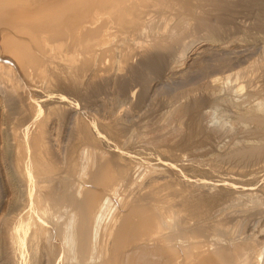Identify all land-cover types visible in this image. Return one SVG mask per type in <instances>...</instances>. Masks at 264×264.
<instances>
[{
	"label": "rangeland",
	"instance_id": "rangeland-1",
	"mask_svg": "<svg viewBox=\"0 0 264 264\" xmlns=\"http://www.w3.org/2000/svg\"><path fill=\"white\" fill-rule=\"evenodd\" d=\"M148 1L141 0L145 14L139 24L128 30L117 25V41L124 43L125 50L126 42L132 47L124 57L120 46L100 55L97 50L89 61L79 59L84 55L78 52V64L51 57L45 61L49 77L44 80L31 69L24 75L14 58V65L8 64L0 45V264L79 262L78 246L71 239L76 215L68 205L70 189L62 192L64 185L74 192L72 203L80 202V189L85 186L104 193L100 203L105 205L96 204L89 211L94 215L87 216L89 233L93 230L95 235L88 234L92 235L87 240L88 263L81 264H101L110 257V264H117L112 258L115 250L127 255L135 237L142 239L133 244L144 240L142 235L132 240L126 234L124 239L116 235L124 241L123 246L116 245L115 231L120 226L116 219L126 214L150 216L152 211L144 202L149 203V193L157 187L174 198L161 202H170L162 214L166 217L170 207L181 212L178 227L168 229L173 233L165 230L177 234L171 240L176 241L175 249L183 245L184 252L195 234L202 239L199 250L203 245V250L213 249V253L219 246L231 250L240 246L251 257L254 254L249 259L241 255V264H264V0ZM27 73L38 79L31 82ZM25 109L27 113L22 114ZM11 125H17L15 131ZM15 132H20L18 139ZM17 146L23 150L17 158L23 169L15 161ZM41 156L58 164L50 173L40 170L48 177L35 170V158L41 160ZM104 164L120 170L114 193L86 178L90 170L99 171ZM39 173L53 177L51 182ZM50 186L68 195L61 199L64 206L51 200L49 204L46 194L41 195ZM121 193L129 195L130 201ZM113 221L112 236L107 229ZM125 248L129 252L124 253ZM122 256L118 264H126Z\"/></svg>",
	"mask_w": 264,
	"mask_h": 264
},
{
	"label": "bare ground",
	"instance_id": "bare-ground-1",
	"mask_svg": "<svg viewBox=\"0 0 264 264\" xmlns=\"http://www.w3.org/2000/svg\"><path fill=\"white\" fill-rule=\"evenodd\" d=\"M146 1H148V0H146ZM154 1L155 0H151V2H154ZM148 2H150V0ZM156 3H158V2H156ZM141 4H142L141 0H0V45L4 48V51L6 52V56H5L6 57V60H9L10 61V63H8V64L11 65V63H13L12 60L15 59L17 62H15V60H14V62L17 63L18 66L20 65V67H19L20 70H22V69L24 70V75H25V71H29L31 69L29 72L36 71L37 74H38V76H37L38 78H43L44 80H46L45 78L46 77H49V76H47V73H46L45 66L47 64L45 63V61L47 62L48 61L47 59H49L51 57L52 58L54 57L53 59H55V56L56 57H60L61 60L62 59H65V61L68 62V64H69V62H74L75 64H78V61L81 58H82V61L83 60L86 61V60H88L90 58L92 59L93 55H96V51L97 50H99V54L98 55H100V51H102L104 53L108 49H111V48H115L116 47L115 49H119L118 47L120 46L121 50L120 49L119 50H120L121 55H123L122 57H124L127 54H129L130 52H132L131 51L132 50V47L130 45H127L126 44L127 43L126 41H125L126 43L124 45V48H126L127 50H125V49L122 48V45L124 43L122 44V43L118 42L119 39L117 37H115V34H116V30L119 27L117 25H120L121 26L120 28H124V29L128 30V29H131L132 26L134 27V25L140 23V21L144 17L143 15L145 14V13L143 14V9L144 8H142V5ZM144 20H143V22H144ZM125 32H127V31H124V33ZM117 33H118V30H117ZM119 34H120V32H119ZM122 34L123 33H121V35ZM128 34H129V32L127 34H125V36L128 35ZM123 37H124V35H123ZM117 39H118V41H117ZM130 40H131V38H130ZM70 48H72L71 49L72 51L71 52L70 51L67 52V50L68 49L70 50ZM0 51H2V50H0ZM125 51H127V52H125ZM78 52H82L83 55H84V57H81L80 56L81 54L78 53ZM111 52L113 53V51H111ZM115 52H116V50H115ZM1 54H2V52H1ZM2 57H4V56H2ZM78 57H79V59H78ZM12 58H14V59H12ZM113 59H115V58H113ZM127 59H128V57H127ZM52 61H54V60H52ZM57 61H59V59ZM85 61H84V63H85ZM61 62H64V61H61ZM75 64H73V65H75ZM13 65H14V63H13ZM120 65H123V64H120ZM0 67H1V65H0ZM10 68H11V66H10ZM1 70H3V69H1ZM48 71H50V70H48ZM21 72H23V71H21ZM28 74L29 73H27V75ZM27 75H26L25 78H28V77L29 78L30 77L32 78V76H29L28 75V77H27ZM30 75H32V74H30ZM34 75L36 76V74H34ZM37 77H35V78L38 79ZM35 78L34 79L32 78L31 82L33 80L35 81L36 80ZM26 97H27V95H26ZM23 98L24 97H22V99ZM26 103H27V100H26ZM21 106H23V105H21ZM26 106H28V103L24 107H26ZM31 107L29 109H31ZM32 109H34V108H32ZM27 111L28 110H26V111L23 110L24 113H22V114L27 113ZM31 111H29V112H31ZM29 112H28V114H29ZM19 116H20V113H19ZM24 116L25 115H22L21 117H24ZM21 117H19V118H21ZM20 121H21V119H20ZM20 121H18V123H22ZM13 123L14 124H17L16 121L13 122ZM23 124H25V123H23ZM11 126H13V127H9V128H14V126L16 127L17 125H11ZM20 127H23V126H20ZM20 127H19V129H20ZM17 130H18V128H17ZM14 131H15V128H14ZM14 131L13 130L12 131L10 130L11 133H14ZM41 131L43 132V130H40V132ZM19 133L20 132H15V135H14L15 137L14 138L18 139V137L20 136ZM43 136H44V134H43ZM32 137H30V139ZM38 137H39V131H36L34 133V138L36 139ZM31 141L33 142V139ZM19 142L21 143V141H18V143ZM32 142H30V143H32ZM34 146H36L35 143H34ZM17 147H18V152H17V155L15 157L16 158L15 161H17V163L19 164L20 161L18 162V160H17V158L19 159L18 154L19 155H22L21 152H23V150H21L22 147H20V149H19V146H17ZM31 152H32V149H31ZM41 158H42V156H41ZM43 159L44 158H42L41 160H39L38 158H35L36 161H34V162H35L36 169H35V167H34V169L36 170V172H38L37 170H39V172H41L40 170H42V171H46L48 173H50V170H51V172H52V168L57 163L56 162H52V159H51V161L50 160L49 161L48 160L45 161ZM53 161H54V159H53ZM17 163H16V165H18ZM21 164L22 163H20L19 167L22 166ZM33 165H34V163H33ZM19 167L17 166L18 169H23V168H21V167L19 168ZM57 167H58V164H57ZM56 168L53 169L54 172L56 171ZM57 169H59V168H57ZM18 171H21V170H18ZM90 171H89L90 173L87 174L88 176L86 175V178L89 181L88 183H93V184H95V186L96 185L97 186H101V187L103 186L104 189H106V187H107L110 191L112 190L111 192L114 193L113 189L116 187L115 181H116V179H119V172L118 171H120V170H118L115 167H112L111 165H105V166H102L99 171H97V170L95 171L94 169H92ZM124 171H125V169H124ZM42 174L44 176H47V175H45L46 173H42ZM42 174H40V176ZM44 176H41V178H43ZM55 176H57V175H55ZM123 177H125V176H123ZM49 178H45L44 177V179H46V180L49 179ZM52 178L53 177H51V179ZM86 178H85V180H87ZM126 178H127V176H126ZM51 179H49V181ZM119 180H121V179H119ZM84 181H83V184L85 183ZM52 182H53V180H52ZM126 186L127 185H125V187ZM91 187H92V185H91ZM91 187L90 186H85V188L82 189L83 192L80 189L81 198L78 197L79 200H80V202L79 201L77 202L76 200L75 201L73 200L75 203H72L71 201H69V200H71V198L73 197V194H74V192H72L71 188H69L66 185H64V187H63L64 189L62 191V192H64L65 190L67 191L68 189H70L69 196L67 195L69 197V200H68L69 203H68V205L74 209V211L73 210L72 211L76 215V218H75L74 213H73L72 216L70 214L71 218L74 216V218L76 219V222H75L76 226L73 225V223H71V222L70 223L72 224V226H74V228L76 227V230L74 231V233L71 234L72 235L71 236V239H72L73 242L75 241L77 244L76 243H73L69 239L68 240L70 242H72L73 244H75V246H78V247L75 248V249L78 248V250H76V251H78V256L80 258L79 259V262H77V264L78 263L81 264L83 262H87L86 261L87 254H88L87 252H89V250H88L89 243L87 244V240H89V239L91 240V237L90 236H92V235H89L88 236V234H92L93 233V230H92L91 233H89V231H90V222H91V221L89 222L88 221V218H87V216L89 214H91V213H89V211L90 210L92 211V209L94 207L97 208L98 206L96 207L95 205L96 204L98 205V203H100V199H102L101 197L104 198V193L101 192L102 190L100 188H94V187L91 188ZM127 187L129 188V186H127ZM47 188L48 187H46V189ZM59 189H61V188H59ZM169 189H170V187H169ZM42 190L43 189L41 188L40 191H42ZM120 190H122V188H120ZM73 191H74V189H73ZM124 191H126V190H123V193H124ZM42 192H45V193H41V195L42 194L43 195L46 194V196L44 195L45 196L44 197L45 199L48 197L49 204H50V200H51L52 201L51 204H54L56 206H58L60 203L63 204V206L65 205V203L62 202L63 198L65 200V197H67L66 195H65V197L63 196V194H65V193L60 192V193H62V196H63L61 198L59 191H57V189H55L54 187H51V186H50V189H48L46 191H42ZM105 192H106L105 194H107V191L106 190H105ZM111 192H109V193H111ZM149 194H150L149 195L150 196L149 197V201H148L149 203L146 204L147 202H144V205H147V207L145 206L147 208V210L150 209V212L152 211L151 215L150 216H147L148 213L146 215H143V214L140 213V214H133V216H132V214H130V212H129L130 209H128L129 208L128 207L126 211L129 210L128 212H129L130 215L126 214L125 211H124V213L126 215L125 216H122L123 218L120 217L121 219L120 218L119 219H116L117 220V224H120V226H119V228L117 227L119 232L118 231L117 232L115 231L116 234H115V237H114L115 239L117 238L116 241L118 240V243L116 245H119L121 243V240H119L118 237H120V235H121L120 238L124 239L123 238V235L125 236V234H126V236L129 235L130 236V239L133 236L142 235V237L144 238V240H142V241L140 240V242H134V244H133V241H135L137 239V237H135L134 239L132 238L133 239L132 243L129 242L132 245L128 244V245L131 246V247L129 246L130 247L129 249H130L131 252L130 253H127V255L126 254L123 255V256H125V257H123L121 255L122 252H120L121 254L120 253H116L117 251L115 250V252L112 254V255H114V256H112V258L114 257L118 261V260L121 259V256H122L123 257L122 259L126 260V261H124V262H126V264H182L183 261H185L184 264H241L240 261H242V260L239 259V258H241L240 257L241 255H243L245 253L246 259H249V257H251L249 251H244L242 249V247H240V246L238 248L237 247L234 248V249L232 248L233 250H231V248L222 247V246L220 247L219 246V248H217L216 251H214V253H213V251H212L213 249L210 250V249L204 248V250H203L202 249L204 247V245H203L202 248H201V250H199V245H202V244H200V242H202L200 240H202V239L199 238L200 239L199 240L197 237H195V234H194V236L189 237L188 244L186 243L187 241L186 242H184L185 240L183 241L184 244L185 245L187 244L186 246H188V248H186L184 250L185 253L182 252V249H184V247H185V246L182 245L183 244L182 241H180L182 244L179 242V244H181L182 246H179L178 245V249H175V246L177 247V244H175L176 241L172 242L171 240H173V238H176L177 237V234L173 236V234L172 235L171 234H167L165 230H168V229L171 230V228H174L175 229V227H178V225H179L178 219L180 218L179 216L181 215L180 214L181 212H179L177 210H174L175 207L174 208L173 207H170V208H172V209L169 208L171 210L169 212L170 216H168L169 214L167 213L168 214L167 215L168 217L167 216L165 217L162 213H166V212L165 211L162 212L163 211L162 209H164L163 207H166L167 206L166 204H168L170 206V202L169 203H166V204L164 203L166 206L163 205V204H161V202L162 201L165 202L168 199H171L172 201H174L173 200L174 198L173 199L171 198L172 195H170V193H168L166 190L164 191L162 188H159V187H157V190H154V192L152 191ZM75 195H77V194H75ZM128 196L129 195H125V197H124V195H123V198L126 199V197H128ZM106 199H107V197H106ZM146 199H144V201ZM126 200H128V199H126ZM142 200H143V198H142ZM171 200H169V201H171ZM128 201H130V199ZM102 202L104 203V202H107V201L104 199V201H102ZM137 202H138V205L137 206H139V208H140V205L141 204L139 205V201H137ZM123 203L125 204L126 202L124 201ZM176 203H178V202H176ZM100 204L101 205H105V203L104 204L100 203ZM127 204H128V202H127ZM127 204H125V205H127ZM131 204H132V202H131ZM175 205L177 206V204H175ZM175 205L173 203V206H175ZM189 206H191V205L189 204ZM70 207L68 209H70ZM124 207H126V206H124ZM152 207H154V210H152L153 209ZM166 208H168V206ZM183 208L184 207H182V209ZM41 209H42V207H41ZM143 209H144V207H143ZM43 210H44V208H43ZM99 210H100V207H99ZM107 210H109V209H107ZM178 210H180V209H178ZM67 211H69V210H67ZM102 214L104 215V213H102ZM161 214L163 216H161ZM91 215H94V212H92ZM121 215H122V213H121ZM112 217H114V216L112 215ZM89 219H91V218H89ZM92 219H94V218H92ZM97 219H94V220H97ZM118 220H119V222H118ZM70 221H71V219H70ZM111 221H112V219H111ZM189 222H190V220H189ZM99 223H100V221H99ZM183 223H184V221H183ZM115 225L116 224L114 222V225H112V227L110 226L109 229H107V231H110V234L112 236L114 235V230H115L114 226ZM183 226H184V224H183ZM181 229H182V227H181ZM69 230L70 229H68L67 232ZM97 230H96V232H97ZM186 230H187V228H186ZM197 230H199V229H197ZM201 230L202 229H200V231ZM107 231H106V233H107ZM176 231H177V229H176ZM167 232L169 233V232H172V231H169L168 230ZM197 232L198 231H196V233ZM118 233H120V234H118ZM201 233H203V231H201ZM93 234L95 235V233H93ZM108 234H109V232H108ZM183 234H185V233H183ZM109 235H107V236H109ZM116 235H118V237ZM169 235H171L172 237H171V239L169 238V240H168V236ZM178 235H180V234H178ZM185 235H187V233ZM190 236H191V234H190ZM204 236H201V237H204ZM88 237H89V239H88ZM126 238H125V243H126ZM140 238H138V239H140ZM127 239H129V238H127ZM138 239L136 241H138ZM186 239H188V237ZM90 240H89V242H90ZM151 240H155V241H151ZM111 244H112V242H111ZM151 244H154V246L153 245L151 246ZM204 244H206V243H204ZM90 245H91V243H90ZM126 245L124 247H126ZM128 245H127V248H128ZM121 246H123V245H121ZM127 248L123 249V252H124V250L126 251ZM179 248L180 249L182 248L181 251H180ZM115 249L118 250V248H115ZM250 250H252V249H250ZM127 251H128V249H127ZM75 253H77V252H74V257L77 256ZM100 253H101V250H100ZM115 253L116 254H119V256L121 255L119 257V259L117 258L118 256L115 257V255H116ZM148 254H151V255L149 256ZM253 255H252V257H254ZM66 256H67V254H66ZM108 256H106L105 259ZM152 257H153V260H155L154 258L156 257L157 260L159 259L160 261L159 260L158 261L157 260L153 261L152 260ZM147 258L148 259L150 258V259L148 260ZM76 259L78 260L77 257H76ZM110 259H111V257H110ZM110 259H108V261ZM150 260H152V262ZM108 261H105V262L108 263ZM112 261H113V259H112ZM117 261L115 260L114 262H116L118 264ZM250 262H251V260H250ZM119 263H120V261H119ZM109 264H110V261H109ZM122 264H123V262H122ZM246 264H248L247 261H246Z\"/></svg>",
	"mask_w": 264,
	"mask_h": 264
}]
</instances>
